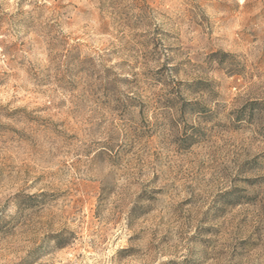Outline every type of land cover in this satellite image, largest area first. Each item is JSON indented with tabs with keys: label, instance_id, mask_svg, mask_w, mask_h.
Wrapping results in <instances>:
<instances>
[{
	"label": "rangeland",
	"instance_id": "1",
	"mask_svg": "<svg viewBox=\"0 0 264 264\" xmlns=\"http://www.w3.org/2000/svg\"><path fill=\"white\" fill-rule=\"evenodd\" d=\"M0 264H264V0H0Z\"/></svg>",
	"mask_w": 264,
	"mask_h": 264
}]
</instances>
